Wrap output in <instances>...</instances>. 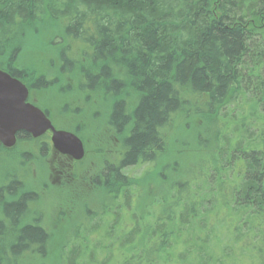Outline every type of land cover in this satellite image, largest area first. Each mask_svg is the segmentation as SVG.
Listing matches in <instances>:
<instances>
[{
    "label": "trees",
    "instance_id": "16d2710c",
    "mask_svg": "<svg viewBox=\"0 0 264 264\" xmlns=\"http://www.w3.org/2000/svg\"><path fill=\"white\" fill-rule=\"evenodd\" d=\"M48 27L60 31L61 74L113 99L108 126L123 136L119 161L94 180L120 195L87 211L62 264H264V0H0V61L10 60L0 70L33 90L53 82L32 83L13 62L26 34ZM193 108L223 129L200 140L199 179L176 181L146 222L123 171L157 163L165 130ZM7 151L0 144V166ZM2 177L0 264H46L52 237L33 211L37 194Z\"/></svg>",
    "mask_w": 264,
    "mask_h": 264
},
{
    "label": "rangeland",
    "instance_id": "374dc122",
    "mask_svg": "<svg viewBox=\"0 0 264 264\" xmlns=\"http://www.w3.org/2000/svg\"><path fill=\"white\" fill-rule=\"evenodd\" d=\"M48 28L26 34L15 66L33 76L32 83L39 78L53 82L52 87L36 91L33 101L49 111L56 129L79 133L85 157L76 164L65 157L38 154L34 147L19 144L11 152L3 153L0 174L15 176L23 183L24 191L37 194L33 211L41 216L52 237L46 264H62L61 249L73 231L87 222V211L104 209V201L120 192L118 187H97L93 183L104 165L117 163L123 136L109 131L108 115L114 100L100 91H82L74 77L61 74L57 54L62 40L54 37V32L60 34V31L56 27L53 31ZM7 62L6 59L0 64ZM219 120L215 117L207 123L194 108L180 111L164 132L165 151L158 162L123 171L130 180L128 192L132 206L142 213L150 209L151 213L143 215L146 222L158 219L154 215L161 213L159 205L163 200L171 198L169 191L176 181L199 179L201 166L208 159L200 140L208 136L205 131L210 127L223 129L224 122ZM231 120L229 117L226 124L231 125ZM4 181L5 177L0 178V182ZM126 214L131 217V213ZM100 232L103 233L102 228ZM243 264L251 263L245 260Z\"/></svg>",
    "mask_w": 264,
    "mask_h": 264
},
{
    "label": "water",
    "instance_id": "95a60500",
    "mask_svg": "<svg viewBox=\"0 0 264 264\" xmlns=\"http://www.w3.org/2000/svg\"><path fill=\"white\" fill-rule=\"evenodd\" d=\"M28 89L20 81L0 70V144L5 149L16 145V135L27 133L37 139L50 131L54 149L74 161L85 156L84 146L76 135L57 131L40 109L27 103Z\"/></svg>",
    "mask_w": 264,
    "mask_h": 264
},
{
    "label": "flooded vegetation",
    "instance_id": "af4514ba",
    "mask_svg": "<svg viewBox=\"0 0 264 264\" xmlns=\"http://www.w3.org/2000/svg\"><path fill=\"white\" fill-rule=\"evenodd\" d=\"M7 61L9 62V60L7 59ZM13 66L17 69V70H20L19 68H17L16 66H15V62H13ZM5 73H7V74H9L12 78H14V79H16V80H18V81H20L22 84H24L25 86H26V88L28 89V99H27V103L28 104H31V105H33L34 107H36V108H38V109H40L41 111H43L45 114H46V116L48 117V119L51 121V123H52V125L54 126V124H53V122H52V119L50 118V116H49V111L48 110H42L41 108H39L35 103H34V96H35V92L37 91V92H40L41 90H33V88H32V85H27V84H25L24 82H23V80L22 79H19V78H17L16 76H14V74L13 73H11L10 71H4ZM109 127V126H108ZM56 129V128H55ZM57 131H66V130H58V129H56ZM109 131L111 132V133H114V132H112L111 131V129H110V127H109ZM66 132H70V133H72V134H74V135H76L78 138H80L81 139V137H80V135H79V133L77 132V131H66ZM115 134V133H114ZM116 135V134H115ZM51 138H52V133L50 132V131H48L47 133H45L43 136H41L40 138H37V139H35V138H33L31 135H29V134H27V133H18L17 135H16V145L12 148V149H9L8 151H10V150H14V148H16L19 144H22L25 148H27V147H29V146H32V147H34L36 150V152L38 153V154H41V155H45V154H48V155H57V156H61V157H65V159H68L69 161H71V162H73V163H76V164H78L79 162H81V161H74V160H72L69 156H65V155H62V154H60V153H58L55 149H54V147H53V144H52V141H51ZM81 141H82V139H81ZM82 143H83V141H82ZM83 146H84V144H83ZM44 149V152H42V150ZM84 151H85V149H84ZM118 156H120L119 154H118ZM85 157V156H84ZM118 161H119V158H118ZM117 161V162H118ZM116 164V163H115ZM104 167H105V165L103 166V168H102V170L104 169ZM102 176V174H100L98 177H101ZM94 184V183H93Z\"/></svg>",
    "mask_w": 264,
    "mask_h": 264
}]
</instances>
